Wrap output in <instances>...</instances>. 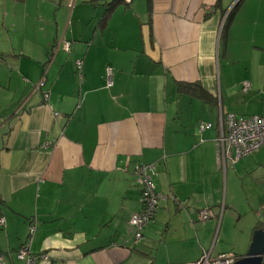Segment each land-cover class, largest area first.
I'll use <instances>...</instances> for the list:
<instances>
[{
	"label": "crops",
	"instance_id": "obj_1",
	"mask_svg": "<svg viewBox=\"0 0 264 264\" xmlns=\"http://www.w3.org/2000/svg\"><path fill=\"white\" fill-rule=\"evenodd\" d=\"M43 1L29 32L0 48V262L24 264L22 247L41 254L35 264L244 257L264 219L254 216L243 251L217 247L244 211L237 162L222 167L216 139L219 116L264 113V0H241L227 26L237 0H131L109 14L112 0ZM138 163L154 165L162 199L134 245Z\"/></svg>",
	"mask_w": 264,
	"mask_h": 264
},
{
	"label": "built area",
	"instance_id": "obj_2",
	"mask_svg": "<svg viewBox=\"0 0 264 264\" xmlns=\"http://www.w3.org/2000/svg\"><path fill=\"white\" fill-rule=\"evenodd\" d=\"M129 3L131 0H124ZM69 45H65L64 49L68 50ZM76 67L80 73L81 63L76 62ZM107 87L112 85V71L106 70ZM250 85L244 83L242 90L245 92ZM37 88V87H36ZM44 101L48 99V95L44 93ZM211 128L210 124L200 125L199 131L203 132ZM218 161L222 167L233 165L240 159L245 158L264 147V113L243 117L233 114L219 116V135L216 139ZM49 145L45 143L44 148ZM155 172L154 165L136 164L133 171L134 181L140 189L139 195V211L133 214L128 225L132 229V243L137 245L143 239V231L153 220L158 202L162 199V195L154 190L152 177ZM201 220H207L213 216L209 209L202 210L199 213ZM3 224V219L0 218V225ZM33 227L30 228V233L33 232ZM18 260H23L24 264H35L37 258L30 255L26 247H22L17 253ZM235 258L232 254H221L212 257L210 253L204 252L200 259L189 264H232ZM0 264H2L0 262ZM264 264V257H262Z\"/></svg>",
	"mask_w": 264,
	"mask_h": 264
},
{
	"label": "rangeland",
	"instance_id": "obj_3",
	"mask_svg": "<svg viewBox=\"0 0 264 264\" xmlns=\"http://www.w3.org/2000/svg\"><path fill=\"white\" fill-rule=\"evenodd\" d=\"M41 2L42 0H24L23 2L0 0V48L7 41L8 36L11 38L20 37L25 35V31L29 32L31 22L35 20L36 11L46 10L45 6L50 3L43 1L44 4H42ZM38 4H40L39 10H35ZM262 151L264 148L240 159L235 165L238 174L231 182L235 187L236 202L243 208L244 217L241 222L225 226L223 237L226 243H218L217 247L222 246L225 250L243 251L245 240L250 232L249 225L255 220L254 216L264 219V156H259ZM254 158L258 159L259 163L251 165L248 160H254ZM254 198H258L260 204H253V208L249 209L247 199L252 202Z\"/></svg>",
	"mask_w": 264,
	"mask_h": 264
},
{
	"label": "water",
	"instance_id": "obj_4",
	"mask_svg": "<svg viewBox=\"0 0 264 264\" xmlns=\"http://www.w3.org/2000/svg\"><path fill=\"white\" fill-rule=\"evenodd\" d=\"M262 257H264V229H257L253 232L247 253L232 264H262Z\"/></svg>",
	"mask_w": 264,
	"mask_h": 264
},
{
	"label": "trees",
	"instance_id": "obj_5",
	"mask_svg": "<svg viewBox=\"0 0 264 264\" xmlns=\"http://www.w3.org/2000/svg\"><path fill=\"white\" fill-rule=\"evenodd\" d=\"M240 1L241 0H237L236 3L232 6V8H230L229 12L227 13V16H226V22H225V25H229L234 14H235V11L236 9L238 8L239 4H240ZM121 2H124V0H112L110 3H106V12L109 14L112 9L114 8V6H116V4H119ZM1 59V58H0ZM179 87L183 88L184 85L181 84V86L179 85ZM187 88H190L193 91L194 95L198 98H202L204 99L205 102H213L214 101V98L212 96H209L207 95L200 87L196 86V85H191ZM2 201L0 200V205H1ZM34 257H36L37 259H39L41 257V254L39 255H33ZM235 260H237L238 258L233 255Z\"/></svg>",
	"mask_w": 264,
	"mask_h": 264
},
{
	"label": "clouds",
	"instance_id": "obj_6",
	"mask_svg": "<svg viewBox=\"0 0 264 264\" xmlns=\"http://www.w3.org/2000/svg\"><path fill=\"white\" fill-rule=\"evenodd\" d=\"M236 261V260H235Z\"/></svg>",
	"mask_w": 264,
	"mask_h": 264
}]
</instances>
